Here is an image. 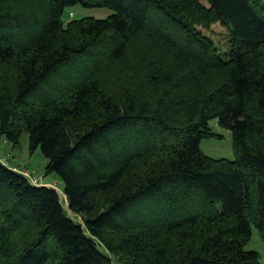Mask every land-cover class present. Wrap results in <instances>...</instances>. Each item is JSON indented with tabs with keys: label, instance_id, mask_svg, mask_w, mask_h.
<instances>
[{
	"label": "trees",
	"instance_id": "trees-1",
	"mask_svg": "<svg viewBox=\"0 0 264 264\" xmlns=\"http://www.w3.org/2000/svg\"><path fill=\"white\" fill-rule=\"evenodd\" d=\"M211 120L233 160L200 152ZM25 135L64 205L0 162V264H259L264 0H0V137Z\"/></svg>",
	"mask_w": 264,
	"mask_h": 264
},
{
	"label": "rangeland",
	"instance_id": "rangeland-1",
	"mask_svg": "<svg viewBox=\"0 0 264 264\" xmlns=\"http://www.w3.org/2000/svg\"><path fill=\"white\" fill-rule=\"evenodd\" d=\"M110 15V11L105 8L85 9L81 7H72L65 9L61 21L66 23L69 20H79L82 18L105 19ZM198 32L208 39L215 50L221 55H225L228 49L227 45V30L220 24L213 22L206 27H197ZM211 132L218 136V139H204L199 143L200 152L210 159H226L233 160V151L231 146L230 133L220 128L216 120H211L208 123ZM0 162L7 165L8 168L18 173L26 172L30 178L41 180V186L49 184L57 185V194L64 205V198L61 195V185L53 174L44 175V168L46 166V159L37 148L30 151L27 136H22L17 145L13 147L7 143L3 137H0ZM14 167V168H13ZM18 170V171H17ZM64 207V206H63ZM144 205H141V208ZM72 218V217H71ZM245 250L253 251L258 254L259 264H264V244L258 236L257 231L252 227L249 241L245 245Z\"/></svg>",
	"mask_w": 264,
	"mask_h": 264
},
{
	"label": "built area",
	"instance_id": "built-area-1",
	"mask_svg": "<svg viewBox=\"0 0 264 264\" xmlns=\"http://www.w3.org/2000/svg\"><path fill=\"white\" fill-rule=\"evenodd\" d=\"M24 178H26V180H28V182L31 184V185H34V186H41V180L39 179V180H37V179H32V178H30L29 176H28V174L26 173V172H22V173H20ZM47 186H49L48 188H50V189H52V190H54L56 193H57V191H58V189H57V185L56 184H49V185H47Z\"/></svg>",
	"mask_w": 264,
	"mask_h": 264
}]
</instances>
